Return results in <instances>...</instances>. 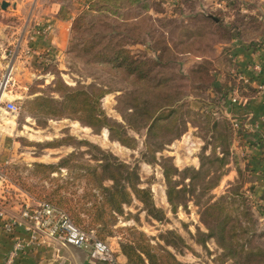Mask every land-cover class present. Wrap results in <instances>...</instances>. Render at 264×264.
<instances>
[{"label": "rangeland", "instance_id": "374dc122", "mask_svg": "<svg viewBox=\"0 0 264 264\" xmlns=\"http://www.w3.org/2000/svg\"><path fill=\"white\" fill-rule=\"evenodd\" d=\"M92 1L87 0L84 5L80 2L76 16L79 24L75 33L70 31L63 58L46 61L36 57L29 61L27 66L33 69L37 79L31 92L60 100L57 93L60 85L74 90L89 89V92L94 87L101 109L110 119L120 123H124L122 114L133 96L149 95L156 99L169 96L174 101V109H177L176 120L169 132L171 135L166 137L165 128L160 135L166 138L153 139L152 142L169 141L176 134L178 137L166 142L155 156L150 153L144 155L148 141L146 130L140 134L129 132L138 143L136 149H131L111 141L108 130L95 132L72 115L35 117L28 114L22 106L25 96L21 97L23 88L20 83L13 89V94L21 97L16 98L19 100L16 103L22 108L20 113H5L2 110L5 105L0 106V167L36 199L50 200L55 197L54 192L60 190L61 195L79 200L90 188L87 179L79 177L86 174L89 165L99 164L93 156L100 158L96 149L80 142H88L124 163L137 166L140 186L150 189L155 207L164 213L165 219L158 221L148 215L142 203L135 198L131 205L124 206V213L117 218L113 237L107 239L112 248L118 250V258L124 256L120 244L134 229L148 237L152 245L165 246L161 236L168 232L180 236L186 245L181 248L182 252L172 247L167 249L184 264H222L220 255L223 250L214 239L205 246L197 242L199 232L208 233L201 222L203 206L221 197L229 198L231 205L240 208L237 221L248 232H239V235L251 239L254 246L264 247V208L252 196V167L249 163L253 153L250 148L258 147L248 141L247 131L238 118L240 116L232 114L235 104L228 94L227 83L228 75L233 71L229 57L231 50H228L237 35L235 30H231V25L238 10L243 17L244 2L111 0L96 2L91 7ZM217 11L222 13L223 25L207 20V16ZM228 30L231 31L229 42ZM248 33V37L245 36L248 42L262 39L260 29ZM111 37L115 40L110 41ZM117 47L132 53V57L143 64L140 71H150L149 77L157 76L163 86L157 88L151 82H140L124 67L115 68L110 64L112 50ZM32 53L29 51L26 55L29 57ZM198 67H203L200 75L208 71V76L195 78L192 72H197ZM138 75L136 72L133 76ZM7 99L8 95L4 94L1 101ZM213 150L219 157H223L226 150L229 154L227 166L218 171V174L223 172L221 181L211 189L210 185L218 174L192 179L191 171L199 170L200 158L211 155ZM165 158L183 173L173 178L177 189L189 191L184 197L186 202L176 212H173L167 198L168 186L161 164ZM63 160L68 162L65 168L49 177H45L49 172L34 167L35 164L57 166ZM207 168L218 170L219 166L207 164ZM12 196L11 200H17V194ZM245 209L249 210L251 217L242 214ZM119 261L118 264H128L127 259ZM224 264L233 263L227 261Z\"/></svg>", "mask_w": 264, "mask_h": 264}, {"label": "trees", "instance_id": "16d2710c", "mask_svg": "<svg viewBox=\"0 0 264 264\" xmlns=\"http://www.w3.org/2000/svg\"><path fill=\"white\" fill-rule=\"evenodd\" d=\"M101 1L109 2L111 0H94L91 2V7H93L96 2L98 4ZM235 16L236 20L231 25V30H238V37L242 39L248 33V29L244 26L247 22V16L243 15L242 17L239 10L236 12ZM240 16L242 17L241 20ZM207 20L212 21L216 25L224 24L220 11H217L212 16H207ZM78 24L79 18L76 17L72 22L71 34L75 33ZM249 24L251 25L253 23ZM256 29L261 30L262 39L260 41H252L250 44L253 46H262L264 45L263 23H258ZM227 34L229 35V42L231 39V31L228 30ZM247 37H245V39H247ZM114 40V37L110 38V41ZM230 50L231 48H229L228 51ZM112 54V59L109 63L115 68L124 67L132 77L140 79V82H151L150 84H155L157 88L163 86V83L158 81L157 76L149 77L150 71H140L143 64L132 57V53L128 52L126 49L119 47L113 48ZM201 69H203V67H198L197 72H192L195 78L208 76V71L200 75L199 71ZM136 72H138L139 75L133 76L136 75ZM227 83L229 84L228 94L237 91L240 97L248 98L258 92L256 87L239 80L238 75L235 73L228 75ZM94 91V87H92L89 92V89L74 90L67 86L60 85V89H57L60 100L39 95L28 100L23 107L28 114L35 117H63L72 115L82 125L93 129L95 132H100L103 129L108 130L109 139L111 141L118 142L131 149H136L138 143L134 137L130 136L129 132L134 131L140 134L142 131L146 130L148 141L145 145L147 151L144 155L150 153L155 156L157 152L163 149L166 142L178 137V134H176L175 137L169 141L164 140L162 143L161 141L157 143L152 142L153 139L162 140V138H166L168 134L171 135L169 132L173 128V122L176 120L175 116L177 114V109H174V101H171L169 96L160 97L159 99L149 95L133 96L126 111L122 114L124 123H120L110 119L101 109L97 100L98 96ZM238 106V104L234 105V107ZM221 119H224V117ZM216 123L218 124V122ZM226 124L229 123L226 122ZM165 128L167 129L166 137L160 135ZM80 144L96 149L100 156L99 159H95L93 156L94 161L99 164L94 167L89 165L86 174L79 177L86 178L90 188L85 191L83 197L79 198V200L61 195L60 190H56L54 192L55 197L50 198V200L42 198H38L37 200H46L66 210L78 227L88 233H94L97 239L106 242L109 237H113L114 228L118 222L117 218L124 213V206L131 205L134 198L142 203L148 215L158 221H163L165 219L164 213L155 207L150 189L140 186L141 180L138 173L139 168L137 166L124 163L113 154L107 153L88 142H80ZM228 154L226 150L223 152V157H219L216 151L213 150L211 155H203L200 158L201 168L191 171L194 175L192 179H195V177H210L211 175L215 177L220 169H224V167L227 166ZM72 157L74 156L72 155ZM67 164V160H63L62 163L57 166L35 164L34 167L43 172H49V175L46 174L45 176L49 177L60 173L61 169L65 168ZM161 164L168 186V202L172 206L173 212H176L177 209L186 202L184 197L186 198V193L189 191L177 189L178 185L173 181V178L181 174L183 175V173L170 163V159H163ZM207 164L214 167L218 165L219 169H208ZM186 171L189 172V170ZM222 177L223 172L216 176V181L210 185V188L214 189L221 181ZM237 195L240 196L239 193ZM227 199L229 198L221 197L218 201L214 203L211 201L203 206L204 209L201 214V222L206 227L208 233L199 232V238L197 239L198 244L205 246L209 240L214 239L223 250V253L220 255L222 264L227 261H232L233 264H264V247L254 246L251 239H244L245 237L242 238L239 235V232L247 234L248 231L238 222L239 214L237 213L240 208H238L237 205H231ZM232 211L234 214H232ZM245 211L246 212L242 214L251 217L249 210L245 209ZM130 231V234L125 237L124 242L120 244L121 252L126 257L128 264H184L167 249V247H172L174 250L182 252L181 248L186 245L180 236L172 232L162 235L161 239L165 242V246H162L160 244L152 245L148 237L134 229ZM247 244L248 247H246Z\"/></svg>", "mask_w": 264, "mask_h": 264}, {"label": "crops", "instance_id": "0c3cea01", "mask_svg": "<svg viewBox=\"0 0 264 264\" xmlns=\"http://www.w3.org/2000/svg\"><path fill=\"white\" fill-rule=\"evenodd\" d=\"M235 1L244 2L242 7L245 8L241 12L244 11L247 16L244 26H247L248 31L257 32L258 23H263L264 26V0ZM5 2L8 6L3 9ZM80 2L84 5L87 0H0V81L5 77L9 78V90L4 93L8 95L5 103L25 96L22 102L24 106L28 100L39 96L37 92H31L37 79L33 69L27 65L36 57L46 61H52L55 57L63 58L69 43L72 22L79 13ZM47 29L49 33L46 36L39 32ZM235 31L237 35L233 38L229 56L233 63L232 73L259 90L264 87V45L253 46L250 44L252 41L240 39L238 30ZM29 51L33 53L28 57L26 53ZM256 66L260 67V71L255 70ZM20 83L23 88L21 97L13 94V89L19 87ZM232 93L229 95L232 96ZM17 101L19 100L16 99L15 102ZM238 105L234 107L232 114L235 117L240 116L238 118L247 131L248 141L258 147L250 148L253 152L249 160L252 167L250 177L253 185L252 196L264 208V94L257 92L248 98L240 97ZM2 110L8 113L5 106ZM0 206L12 215H19V210L12 205ZM16 234L22 239H29V234L21 228L17 229ZM13 241V237L5 233L0 225V264L4 263L12 249ZM119 260L125 262L126 258L123 256L118 258V262ZM90 263L96 264L89 259L87 251L47 241L40 247L26 249L17 264Z\"/></svg>", "mask_w": 264, "mask_h": 264}, {"label": "built area", "instance_id": "2783aa9c", "mask_svg": "<svg viewBox=\"0 0 264 264\" xmlns=\"http://www.w3.org/2000/svg\"><path fill=\"white\" fill-rule=\"evenodd\" d=\"M41 35H48L49 29L40 30ZM260 71V67H255ZM9 78L0 81V96L9 90ZM245 80V79H239ZM247 82L246 80L244 81ZM258 92L264 94V87ZM234 104H239L240 97L237 91L231 96ZM5 105L8 113L19 114L22 108L15 101H1L0 106ZM236 127L238 124L235 125ZM17 194V200H11L13 194ZM11 203L19 210V215H12L0 206V225L5 233L13 237V246L3 264H17L19 258L32 247H40L42 244L52 242L63 247H72L87 251L89 259L96 264H118V257L112 246L97 239L94 233H88L78 227L66 210L48 202L40 201L20 188L10 174L0 167V205ZM23 229L29 234V239L19 237L17 229Z\"/></svg>", "mask_w": 264, "mask_h": 264}, {"label": "water", "instance_id": "95a60500", "mask_svg": "<svg viewBox=\"0 0 264 264\" xmlns=\"http://www.w3.org/2000/svg\"><path fill=\"white\" fill-rule=\"evenodd\" d=\"M8 6V3H3V9H6V7ZM0 98H1V96H0Z\"/></svg>", "mask_w": 264, "mask_h": 264}, {"label": "bare ground", "instance_id": "6f19581e", "mask_svg": "<svg viewBox=\"0 0 264 264\" xmlns=\"http://www.w3.org/2000/svg\"><path fill=\"white\" fill-rule=\"evenodd\" d=\"M4 93H5V92H4ZM4 93H3L2 97H1V100H2V98H3V96H4Z\"/></svg>", "mask_w": 264, "mask_h": 264}]
</instances>
